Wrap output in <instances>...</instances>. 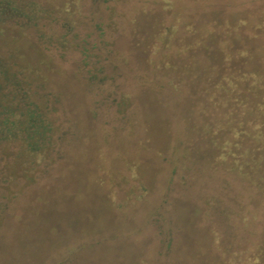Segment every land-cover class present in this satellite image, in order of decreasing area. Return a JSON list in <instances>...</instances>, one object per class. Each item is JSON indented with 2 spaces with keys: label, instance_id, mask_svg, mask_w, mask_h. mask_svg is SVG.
Returning a JSON list of instances; mask_svg holds the SVG:
<instances>
[{
  "label": "trees",
  "instance_id": "obj_1",
  "mask_svg": "<svg viewBox=\"0 0 264 264\" xmlns=\"http://www.w3.org/2000/svg\"><path fill=\"white\" fill-rule=\"evenodd\" d=\"M43 1L64 25H69V31L86 22L79 0ZM112 1L107 6V27L111 28L122 17L116 13L120 0ZM219 1L238 0H183L193 11L185 20L176 8L181 0H153L150 6L149 0H136L130 20L134 25L133 59L150 69L136 73L128 52L119 59L111 49L103 67L112 70L64 73L69 86L63 94L54 96L51 86L46 89L47 79L38 70H31L20 56L0 57V198H15L49 176L52 180L42 187L45 200L47 205L53 200L60 204L51 211L63 215L60 202L69 200L82 204L79 216L92 210L95 215L122 217L129 205L146 201L162 173L145 156L168 162L171 183L178 165L190 169L191 159H206L209 152L213 153L211 162L223 174L219 178L222 185L227 187L234 178L263 188L264 70H246L243 63L248 58L244 51L234 58L219 53L221 48L212 53V45L217 43L214 30L201 32L198 21H194L202 15L201 8L206 10ZM2 14L23 16L33 22L48 15L34 2L23 5L14 0H0L1 25ZM211 15L212 26L217 29L221 22L217 13ZM17 28L20 32L23 29L22 25ZM55 44L62 49L72 46L65 35L59 36ZM229 47L232 50L233 42ZM173 48L179 50L171 55ZM210 51L213 55L218 51L216 57H209ZM197 52L204 57L197 56ZM202 59L208 62L202 64ZM88 89H95L99 99ZM157 119L159 129L155 126ZM171 120H182L184 132L188 133L187 139L174 137L172 147L173 134L167 128ZM144 129L149 140L137 136ZM159 134L164 135L163 140ZM191 134L195 135L193 140ZM154 140L164 143L163 150L156 147L157 152L152 148L144 154ZM129 149H134L135 154L130 155ZM71 181L80 183L71 187ZM122 197L124 200H120ZM213 200L209 196L197 202L183 196L171 200L173 212L181 211L183 215L175 228L197 230L213 246L209 215V209L217 203ZM256 213L243 219L247 246L215 255L214 264H264V221ZM1 222L0 214V226ZM198 241L200 238H195L192 245H198ZM93 256L86 264L102 263L98 255ZM207 256L211 258V254Z\"/></svg>",
  "mask_w": 264,
  "mask_h": 264
},
{
  "label": "rangeland",
  "instance_id": "obj_2",
  "mask_svg": "<svg viewBox=\"0 0 264 264\" xmlns=\"http://www.w3.org/2000/svg\"><path fill=\"white\" fill-rule=\"evenodd\" d=\"M14 1L23 5L34 2L45 9L48 15L33 22L23 16L2 14L4 24H0V57L6 58L11 54L20 56L31 70H38L47 79L48 85L45 88L49 89L48 86H51L54 96L55 93L63 94L68 90L64 73L79 71L86 74L89 70H112L111 67H103L107 65L106 57L111 49L119 59L120 56H126L127 52L133 59L134 25L130 20L134 15L133 10L136 9V0L117 2L116 13L122 17L118 18L117 26L112 28L107 27L110 24L107 6L113 4L112 0H79L80 13L87 18L85 23L74 26L72 31H69V25H64L58 14L45 5L43 0ZM149 1L150 6L153 0ZM176 8L180 17L185 20L186 17L190 18L188 12H193L183 0L176 4ZM201 9L204 10L199 11L202 15L197 20H191L198 21L201 32L214 30L212 32L216 34L217 43L214 47L212 45L213 52L210 53L221 48L219 53L223 52L225 57L234 58L244 51L248 58L243 63L246 70H264V0L219 1L206 10ZM213 12L217 13L221 22L217 29L211 23ZM17 25H22L21 32ZM115 29L117 31L114 32ZM62 35L72 45L68 49H62L55 44V40ZM231 42L232 50L229 47ZM180 45L184 43L180 42ZM178 50L173 48L171 55ZM217 52L214 55L209 54V57H216ZM180 53L185 56V52ZM203 55L197 52L200 58ZM206 59H202V64L208 62ZM131 68L136 73L138 70L150 69L137 65L134 59L131 61ZM194 76L196 73L191 77ZM181 78L189 79L186 76ZM87 91L89 94L93 92L99 99V94L94 93L95 89ZM195 118L200 122L204 121L203 118ZM159 122L157 119L156 129H159ZM167 128L173 134L171 147L175 144V138L187 139L188 133L184 132L185 125L182 120H171L167 123ZM146 133L148 132L145 129L139 130L137 136L145 140L148 137L145 136ZM158 136H161V140L164 139V135ZM191 136L193 140L195 135L191 134L189 137ZM163 144L162 141L150 142L144 154H149L152 148H155L153 152H157L156 147L163 150ZM197 146L202 147L199 144ZM129 151L130 155L135 154L134 149ZM212 154L207 153L206 159H191L190 169L178 165L171 183L168 180V162L162 161V158L156 157L155 160L145 156L149 158L152 167L160 169L162 173L158 175L155 190L148 195L146 201L129 205L122 217L110 218L101 216L100 213L95 215L92 210L79 216L77 211L82 204L69 200L60 202L63 215L51 211L60 204L53 200L55 203L48 202L51 203L48 206L45 200L47 196L42 187L52 180L49 176H44L37 186L27 188L15 198H0V205L3 206L0 210V264H86V261L89 263L93 260L89 261L95 254L100 257L101 264H214L212 260H215V255L221 256L224 251H235L247 246V232L243 228V219L246 216L256 211L259 220L264 221V187H256L234 178H231L232 181L227 187L222 185L219 178L223 174L211 162ZM182 177L185 179L182 180ZM69 183V186L74 187L80 182ZM180 196L195 202L204 196L217 201L209 209L214 233L213 246L212 241L206 240L204 236L200 237L197 230L188 227L175 228L183 215L181 211L175 214L170 202ZM120 200H124L123 197ZM160 214L165 216L160 217ZM61 220L66 225L65 228ZM196 236L201 242L192 245ZM208 253L211 258L207 256Z\"/></svg>",
  "mask_w": 264,
  "mask_h": 264
}]
</instances>
